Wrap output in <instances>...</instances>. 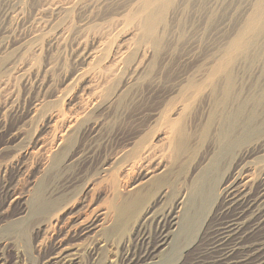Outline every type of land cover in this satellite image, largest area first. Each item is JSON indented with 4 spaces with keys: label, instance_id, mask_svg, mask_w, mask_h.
I'll return each mask as SVG.
<instances>
[{
    "label": "rangeland",
    "instance_id": "rangeland-1",
    "mask_svg": "<svg viewBox=\"0 0 264 264\" xmlns=\"http://www.w3.org/2000/svg\"><path fill=\"white\" fill-rule=\"evenodd\" d=\"M0 43V167L9 166L25 196L16 207L47 199L58 174L77 175L64 212L107 211L101 224L138 183L143 148L164 147L165 119L182 120L192 106L198 119L230 91L240 99L264 93V0H0ZM95 118L97 146L75 163ZM103 157L108 169L91 176ZM85 242L76 237L61 252Z\"/></svg>",
    "mask_w": 264,
    "mask_h": 264
},
{
    "label": "bare ground",
    "instance_id": "bare-ground-1",
    "mask_svg": "<svg viewBox=\"0 0 264 264\" xmlns=\"http://www.w3.org/2000/svg\"><path fill=\"white\" fill-rule=\"evenodd\" d=\"M174 80L171 91L179 88ZM229 93L212 100L198 119L192 106L182 120L163 121L158 141L164 147L143 148L136 164L141 177L130 196L111 207L105 224L108 212L101 209L64 212L82 177L58 174L47 199L35 195L17 208L25 196L8 177L9 166L0 167V264H264V93L245 99ZM146 127L143 120L142 132ZM101 129L97 118L84 126L87 142L75 163L91 158ZM15 133L7 134L6 146ZM108 163L103 157L91 176ZM13 167L23 171L21 164ZM79 236H85L83 247L61 252ZM111 245L117 248L113 259Z\"/></svg>",
    "mask_w": 264,
    "mask_h": 264
}]
</instances>
